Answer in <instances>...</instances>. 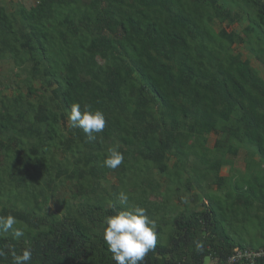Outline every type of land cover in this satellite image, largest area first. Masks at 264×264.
I'll return each mask as SVG.
<instances>
[{
	"label": "trees",
	"instance_id": "trees-1",
	"mask_svg": "<svg viewBox=\"0 0 264 264\" xmlns=\"http://www.w3.org/2000/svg\"><path fill=\"white\" fill-rule=\"evenodd\" d=\"M34 1L0 0V60L12 56L27 89L0 100V216L24 230L0 233V264L25 248L29 264H115L102 234L104 218L122 210L121 190L157 225L142 264H219L236 250L264 251V78L232 53L249 44L264 73V0ZM241 13L244 37L215 29ZM76 103L103 112L95 140L70 126ZM113 147L124 161L109 169ZM238 156L244 170L221 176ZM153 170L172 183L164 195ZM206 178L214 189L202 208L167 220L168 190L190 192ZM61 185L76 202L63 215L44 212ZM238 264H264V255Z\"/></svg>",
	"mask_w": 264,
	"mask_h": 264
},
{
	"label": "clouds",
	"instance_id": "clouds-1",
	"mask_svg": "<svg viewBox=\"0 0 264 264\" xmlns=\"http://www.w3.org/2000/svg\"><path fill=\"white\" fill-rule=\"evenodd\" d=\"M68 120L72 128L82 129L91 140H95L96 134L103 132L106 125L102 111L82 110L79 103L71 106ZM123 161V154L113 147L108 150L103 166L116 169ZM116 198L122 210L104 218L103 240L115 264H142L145 256L156 248V222L149 218L145 208L130 204V196L126 191H119ZM17 224L13 215L0 216V233L11 232L14 238H20L24 230ZM202 247V242L197 241V250H202ZM4 255L5 252L0 250V256ZM11 256L12 264H29L33 253L31 248H25L19 254L12 252Z\"/></svg>",
	"mask_w": 264,
	"mask_h": 264
},
{
	"label": "rangeland",
	"instance_id": "rangeland-1",
	"mask_svg": "<svg viewBox=\"0 0 264 264\" xmlns=\"http://www.w3.org/2000/svg\"><path fill=\"white\" fill-rule=\"evenodd\" d=\"M7 2H13V4L21 5L25 8H29L35 4L34 0H6ZM232 10L235 12H241L238 10L237 7H232ZM243 17H240V20L238 22H235L232 25H228L227 22H224L222 24H214L215 29H219L221 27L225 28L227 31L233 30L237 33H239L242 37V29L246 26L248 20L246 19L245 13H241ZM255 44V43H254ZM232 53L237 54L239 53L241 55L242 59H248L250 61L251 66H253L259 74L264 78L263 73V66L262 63L256 59L254 53L249 50V44L245 46L243 44L237 45L234 44L232 46ZM24 78V72L22 70L16 69L13 64V59L10 54H7L3 59L0 60V100L4 97H9L17 93H26L27 89L24 85L22 79ZM35 86L38 85V83H34ZM30 99L33 101L41 102L42 98L40 94L31 95ZM217 136L214 134H210L207 136L206 145L211 148L213 146L214 141L216 140ZM241 150V149H240ZM243 150V149H242ZM193 158L192 155H188V160H191ZM239 156L236 159H232L233 163L232 165H225L220 169L219 174L221 176H229V175H236L237 173H240L244 170V160L238 159ZM171 164V161L169 162ZM154 171L155 180L158 182L159 185H161V188L159 190H156V192H162V195H164L163 192H165L166 186H169L170 189L172 188V183L167 180V177L165 175L157 174ZM189 176V174H185V177ZM115 183V178L112 174H108L106 179L101 181V186L104 187L106 190H109L110 187ZM168 190V193L171 194V199L169 202V205L164 210L163 215L165 214L166 219L169 220L173 218L179 212L180 210L187 208V209H201V200L200 197L210 192L214 189L212 186L210 179L206 178L200 185L195 184V186L191 187L190 192H179L178 194H172L171 190ZM190 195L192 197H190ZM158 201V200H157ZM75 203L76 200L72 199L71 195L69 194V190L66 186H59L54 194L46 204H44L42 207L43 211L49 214H59L63 215L64 213V205L65 203ZM258 224L255 225V230L258 231ZM232 232V231H230ZM247 234H243L244 237L247 239L248 237L252 236L254 234V229L247 230ZM158 240V239H157ZM205 262L208 263L209 260L205 259Z\"/></svg>",
	"mask_w": 264,
	"mask_h": 264
},
{
	"label": "built area",
	"instance_id": "built-area-1",
	"mask_svg": "<svg viewBox=\"0 0 264 264\" xmlns=\"http://www.w3.org/2000/svg\"><path fill=\"white\" fill-rule=\"evenodd\" d=\"M263 255H264V251L262 250L259 251L236 250L230 256H228L222 263L219 264H238L244 261H248L252 263L255 258ZM206 264H210V263H206Z\"/></svg>",
	"mask_w": 264,
	"mask_h": 264
}]
</instances>
